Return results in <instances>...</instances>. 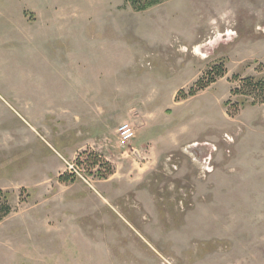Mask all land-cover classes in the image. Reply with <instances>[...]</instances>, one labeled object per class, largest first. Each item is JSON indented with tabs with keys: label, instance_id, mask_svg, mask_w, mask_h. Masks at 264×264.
I'll return each instance as SVG.
<instances>
[{
	"label": "rangeland",
	"instance_id": "rangeland-1",
	"mask_svg": "<svg viewBox=\"0 0 264 264\" xmlns=\"http://www.w3.org/2000/svg\"><path fill=\"white\" fill-rule=\"evenodd\" d=\"M234 76L264 79V0H0V264H229L225 221L264 199V104L229 117ZM83 152L112 168L92 189L58 180Z\"/></svg>",
	"mask_w": 264,
	"mask_h": 264
},
{
	"label": "trees",
	"instance_id": "trees-1",
	"mask_svg": "<svg viewBox=\"0 0 264 264\" xmlns=\"http://www.w3.org/2000/svg\"><path fill=\"white\" fill-rule=\"evenodd\" d=\"M166 1L170 0H125V4L129 5L133 12L141 13ZM225 73L226 70L223 65L208 68L206 73L196 81L194 86L182 96L181 100L194 97L197 93L205 90L211 84L215 83L217 79L222 78ZM233 78L238 82L239 85L232 89L230 93L233 96L240 97V102L235 108H229V102L224 103V107L226 108L227 115L229 117L236 116L239 112V108H243L247 105L256 106L264 104V79H257L252 76H247L240 79L234 76ZM175 100L178 101V97H176ZM80 158L83 159V164L87 169H93L94 167L98 166L95 171V177L106 179L112 174L111 166L107 162H102L100 156L83 152L78 156L77 161H79ZM68 178H70L69 175L62 174L58 180L61 182H68ZM10 213L11 207L8 204V194L0 191V222Z\"/></svg>",
	"mask_w": 264,
	"mask_h": 264
},
{
	"label": "crops",
	"instance_id": "crops-1",
	"mask_svg": "<svg viewBox=\"0 0 264 264\" xmlns=\"http://www.w3.org/2000/svg\"><path fill=\"white\" fill-rule=\"evenodd\" d=\"M133 144H135V141L133 142ZM260 174L261 175L259 177V183L261 184V182H264V168L263 167H262V173ZM255 180H257V178ZM201 185L202 183L200 182L201 189H199V193H200L201 199L199 203L201 202L200 205H202L204 202L208 204L209 202L213 201L211 198H209V195H208V191L210 189L209 186H212V185L208 184V182L207 184H204V186H207V189H205L207 196L204 195L205 193L203 194ZM199 203L197 206H199ZM263 204H264V199L258 207L254 208L255 211L253 213L251 214L249 213V215L244 213V215L243 214L241 215L240 219L230 217L228 220H226L225 222H226V225H228L229 230L232 227L239 228V232H236L234 235L231 232H228L226 237L230 240H228L227 245L225 244L226 240L223 239L224 237L221 238L225 242L224 245H221L222 248L215 247L212 249L211 247V249L213 250L211 254H214V255L222 254L218 256V258L219 259L223 258L225 262L229 261V264H264V213L262 209H260L261 205ZM217 239H220V238H217ZM217 243L218 242H215L214 246ZM239 244L243 246L241 250L239 249L240 251L236 249ZM0 251H6V250L0 249ZM7 252L9 254L17 253L15 251H12V253L9 251ZM3 254H6V253H3ZM30 261L33 262L34 260L30 257H27L26 264H31L32 262ZM48 261H49V264H54V260L49 259ZM1 264H14V261H7Z\"/></svg>",
	"mask_w": 264,
	"mask_h": 264
},
{
	"label": "built area",
	"instance_id": "built-area-1",
	"mask_svg": "<svg viewBox=\"0 0 264 264\" xmlns=\"http://www.w3.org/2000/svg\"><path fill=\"white\" fill-rule=\"evenodd\" d=\"M121 131H124L122 129ZM122 141H124L126 138L124 137L123 134H121ZM128 139V138H127ZM65 164V169H64V174L69 175L73 179H76L82 183H84L86 186L90 187L92 189L93 183H94V178L90 175H88L84 169V164H83V159L77 160H71L69 162L64 161Z\"/></svg>",
	"mask_w": 264,
	"mask_h": 264
}]
</instances>
